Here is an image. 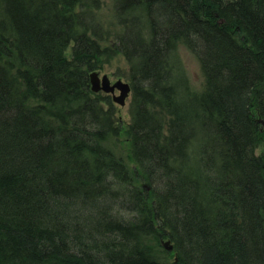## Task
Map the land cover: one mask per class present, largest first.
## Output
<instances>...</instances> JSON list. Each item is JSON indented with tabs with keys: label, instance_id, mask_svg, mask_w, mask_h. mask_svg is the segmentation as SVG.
<instances>
[{
	"label": "trees",
	"instance_id": "16d2710c",
	"mask_svg": "<svg viewBox=\"0 0 264 264\" xmlns=\"http://www.w3.org/2000/svg\"><path fill=\"white\" fill-rule=\"evenodd\" d=\"M180 40L206 77L186 102ZM111 52L131 65L133 172L106 147L121 126L92 89ZM257 115L264 0H0V264H264Z\"/></svg>",
	"mask_w": 264,
	"mask_h": 264
},
{
	"label": "rangeland",
	"instance_id": "374dc122",
	"mask_svg": "<svg viewBox=\"0 0 264 264\" xmlns=\"http://www.w3.org/2000/svg\"><path fill=\"white\" fill-rule=\"evenodd\" d=\"M108 4L101 11V17L104 21L103 23L107 26L106 28L110 29L112 23V14L111 10H109ZM114 45V40L112 39L109 42H104L102 44L103 47L108 48H115ZM71 52L72 45L68 49V54L70 55ZM112 53L113 52L108 54L111 56H104L101 58V65H99V68L93 73H97L101 80L104 76H107L111 84H114L118 81L127 83L131 87V91L129 96L126 98L124 105L115 101V97L121 96L120 90L116 89L115 93H107L102 90L98 92L110 97L111 101L113 102L115 118L119 121V124L121 126V136L116 141H114V139H111L112 141L108 142L106 147L113 151L116 156L120 157L124 161L127 168L131 172H133L139 169L136 165V162L134 161L132 140L129 134L130 127L132 126V123L134 121V111L137 108L131 84L132 82L130 80L131 65L123 56V54ZM171 63L173 71L172 84L176 86L177 100L180 102H186V100H188L189 98L192 99L194 97H200L206 90V77L199 58L185 44L184 40H180L177 43L171 59ZM158 110H156L157 113ZM164 112L165 114H163V116H165V118L169 122L172 116L169 115L167 111L164 110ZM256 120L261 126V132L263 134V137H261L260 143L257 147L256 155L264 158V119L257 115ZM165 128L166 133L167 126ZM198 148L199 145H196V143L190 148V151H188L190 157H197L196 154ZM192 152L195 154L192 155ZM138 181L136 182L138 183ZM140 185H145L146 187L145 183H139V186ZM169 242L170 241L168 240L159 241L156 238H151L149 244L153 248V250H156L158 256L161 257V259L172 261L175 259V255L173 253L174 246ZM168 247H172V250L170 251Z\"/></svg>",
	"mask_w": 264,
	"mask_h": 264
},
{
	"label": "water",
	"instance_id": "95a60500",
	"mask_svg": "<svg viewBox=\"0 0 264 264\" xmlns=\"http://www.w3.org/2000/svg\"><path fill=\"white\" fill-rule=\"evenodd\" d=\"M91 83L94 92H100L102 90L107 93H115L116 89L120 90L121 96L115 97V101L119 102L122 105H124L125 100L129 96L131 91V87L129 86V84L122 81L111 84L107 76H104L101 80L97 73H93L91 75ZM168 249L171 251L172 247H168Z\"/></svg>",
	"mask_w": 264,
	"mask_h": 264
}]
</instances>
